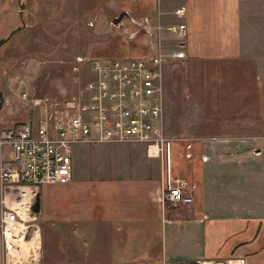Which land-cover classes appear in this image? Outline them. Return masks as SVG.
I'll return each instance as SVG.
<instances>
[{
    "label": "crops",
    "instance_id": "1",
    "mask_svg": "<svg viewBox=\"0 0 264 264\" xmlns=\"http://www.w3.org/2000/svg\"><path fill=\"white\" fill-rule=\"evenodd\" d=\"M117 6L128 14L118 27L127 29L95 58L151 55L149 35L130 39L146 15L156 20L160 13L164 26L185 23L188 52L181 62L191 82L192 71L202 68L206 84H221L222 115L226 100H236L230 109L241 118L235 127L241 134L206 135L193 142L191 160L180 145L170 174L187 185L190 205L163 204L167 163L148 157L143 145H102L111 161L89 160L83 180L73 156L75 178L55 185L61 203L43 210L46 221L59 217L69 226L50 240L45 264H218L231 258L264 264V0H119ZM178 9H185L184 17L175 15ZM81 147L88 148L83 156L99 149L79 146L74 155ZM118 152L124 160L116 166Z\"/></svg>",
    "mask_w": 264,
    "mask_h": 264
},
{
    "label": "built area",
    "instance_id": "2",
    "mask_svg": "<svg viewBox=\"0 0 264 264\" xmlns=\"http://www.w3.org/2000/svg\"><path fill=\"white\" fill-rule=\"evenodd\" d=\"M185 14V9L175 11L178 17ZM157 15L156 20L144 16L130 34V39L141 32L149 35L153 41L151 55L90 59L91 76L76 95L60 104L32 98V108L40 114L16 126L6 140H0V147L9 146L8 159L0 163V235L5 264L15 262L22 243H29L37 233L41 245L39 228L30 224L37 216L32 207L41 186H63L73 181V156L79 146H145L148 157L167 163L169 185L163 204H192L185 182L170 174L173 144L177 142L166 134L164 116L165 67L169 62L187 59L188 27L185 23L164 26L161 14ZM165 33L174 39L169 50L163 47ZM180 142L185 159L191 160L192 139ZM218 264H246V260L231 258Z\"/></svg>",
    "mask_w": 264,
    "mask_h": 264
},
{
    "label": "rangeland",
    "instance_id": "3",
    "mask_svg": "<svg viewBox=\"0 0 264 264\" xmlns=\"http://www.w3.org/2000/svg\"><path fill=\"white\" fill-rule=\"evenodd\" d=\"M118 2L119 0H0V41L21 28L0 48V89L5 97L0 110L1 141L6 140L9 132L16 126L40 114L38 110H33L32 98L60 104L78 93L83 82L91 76L88 61L97 57L115 35L122 37L123 31L127 29L113 24L114 19L122 13L117 6ZM21 5H24L23 10ZM167 35H164L163 47L169 50L174 43ZM150 42L153 43L151 40ZM201 73L202 68L192 71L191 82L190 70L183 66V62L172 61L165 67L166 134L177 142L173 144V158L179 150L182 152L181 140L192 139L193 143L206 135L239 133L235 127L241 118L234 109H230L236 105V100H226V110L222 115L221 84H206ZM206 95L209 99H206ZM223 124L230 126L232 131L219 130ZM102 145L108 144L90 146L89 149L93 150L97 146L99 149L92 154L87 151L84 156L83 153L88 148L76 150L74 160L76 159L78 166V176L82 177H79L80 180L88 172L89 160L96 163L111 161V151L104 152L101 148L104 149L105 146ZM121 155L118 152L114 157L113 164L116 166L124 160ZM8 157L9 146L0 147V162ZM150 162L155 163L157 160ZM92 169L96 170L93 165ZM106 171L108 170L103 169L104 173ZM59 187L40 188L42 215L37 214L35 221L30 224L39 228L41 245H38L36 260L31 264H45L49 258L50 240L53 236L59 240L60 235L69 227L59 217H55V222L44 218L46 208L61 203L60 197H54L53 193ZM19 252L21 258L9 264H29L25 250L21 249Z\"/></svg>",
    "mask_w": 264,
    "mask_h": 264
},
{
    "label": "water",
    "instance_id": "4",
    "mask_svg": "<svg viewBox=\"0 0 264 264\" xmlns=\"http://www.w3.org/2000/svg\"><path fill=\"white\" fill-rule=\"evenodd\" d=\"M22 9H24V7L22 6ZM128 16V14L126 12H122L119 17L115 18L114 21H113V24L115 26L119 25L120 23H122V21ZM21 28H18L16 30H14L8 38L6 39H2L0 41V48L2 45H4L7 41H9L18 31H20ZM4 101H5V97H4V93L1 91L0 89V110H2L3 108V105H4ZM32 211L35 213V214H40L41 212V195L38 194L37 197H36V201L32 207ZM183 264V263H182Z\"/></svg>",
    "mask_w": 264,
    "mask_h": 264
},
{
    "label": "bare ground",
    "instance_id": "5",
    "mask_svg": "<svg viewBox=\"0 0 264 264\" xmlns=\"http://www.w3.org/2000/svg\"><path fill=\"white\" fill-rule=\"evenodd\" d=\"M39 234L37 233L36 237L33 240L22 243V250H25V254L30 258V260H34L37 255V250L39 249ZM18 258H21L20 252H16Z\"/></svg>",
    "mask_w": 264,
    "mask_h": 264
},
{
    "label": "flooded vegetation",
    "instance_id": "6",
    "mask_svg": "<svg viewBox=\"0 0 264 264\" xmlns=\"http://www.w3.org/2000/svg\"><path fill=\"white\" fill-rule=\"evenodd\" d=\"M22 6L24 7V5H21V9H22ZM23 10V9H22ZM24 26V25H23Z\"/></svg>",
    "mask_w": 264,
    "mask_h": 264
}]
</instances>
